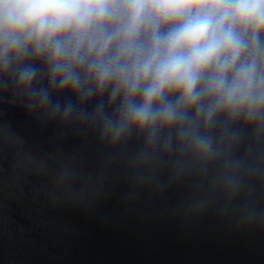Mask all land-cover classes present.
<instances>
[{"label": "water", "instance_id": "obj_1", "mask_svg": "<svg viewBox=\"0 0 264 264\" xmlns=\"http://www.w3.org/2000/svg\"><path fill=\"white\" fill-rule=\"evenodd\" d=\"M101 101L112 116L107 95L41 106L0 75V264H264V118L219 117L205 156L137 129L113 142Z\"/></svg>", "mask_w": 264, "mask_h": 264}, {"label": "clouds", "instance_id": "obj_2", "mask_svg": "<svg viewBox=\"0 0 264 264\" xmlns=\"http://www.w3.org/2000/svg\"><path fill=\"white\" fill-rule=\"evenodd\" d=\"M46 67L47 88H34ZM41 106L51 93L98 103L102 134L132 129L210 155L219 117L264 118V0H0V75ZM68 117L71 104L53 108Z\"/></svg>", "mask_w": 264, "mask_h": 264}]
</instances>
